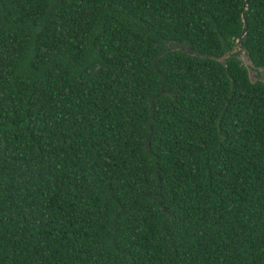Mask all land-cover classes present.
Listing matches in <instances>:
<instances>
[{
  "label": "trees",
  "instance_id": "16d2710c",
  "mask_svg": "<svg viewBox=\"0 0 264 264\" xmlns=\"http://www.w3.org/2000/svg\"><path fill=\"white\" fill-rule=\"evenodd\" d=\"M240 50L264 0H0V264H264Z\"/></svg>",
  "mask_w": 264,
  "mask_h": 264
},
{
  "label": "rangeland",
  "instance_id": "374dc122",
  "mask_svg": "<svg viewBox=\"0 0 264 264\" xmlns=\"http://www.w3.org/2000/svg\"><path fill=\"white\" fill-rule=\"evenodd\" d=\"M174 47L181 48L187 51H192L187 45L179 44V43H172ZM239 49V47H237ZM240 58L242 59L243 63L247 66L251 79L262 78L264 79V69L256 68L252 65L250 59L246 55L243 50H240Z\"/></svg>",
  "mask_w": 264,
  "mask_h": 264
}]
</instances>
